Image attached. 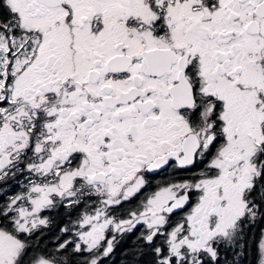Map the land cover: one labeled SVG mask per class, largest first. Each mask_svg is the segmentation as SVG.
Wrapping results in <instances>:
<instances>
[{
	"label": "snow or ice",
	"instance_id": "1",
	"mask_svg": "<svg viewBox=\"0 0 264 264\" xmlns=\"http://www.w3.org/2000/svg\"><path fill=\"white\" fill-rule=\"evenodd\" d=\"M0 264H264V0H0Z\"/></svg>",
	"mask_w": 264,
	"mask_h": 264
}]
</instances>
